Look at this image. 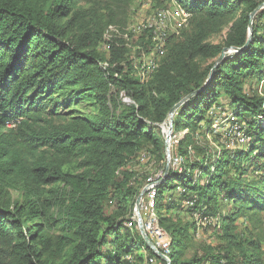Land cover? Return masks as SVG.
<instances>
[{
  "label": "trees",
  "instance_id": "16d2710c",
  "mask_svg": "<svg viewBox=\"0 0 264 264\" xmlns=\"http://www.w3.org/2000/svg\"><path fill=\"white\" fill-rule=\"evenodd\" d=\"M133 1L0 0V264H127L140 244L161 264H264L259 239L235 233L239 218L264 210V94L250 97L243 87L248 78L264 84L263 5L249 32V15L264 0H155L191 17L168 35L143 82L131 75L132 55L151 51L149 33L137 37L141 49L116 34L107 54L99 49L108 25L126 26L119 10ZM223 31L221 42L210 40ZM223 49L231 52L217 62ZM190 93L173 128L194 133L202 120L212 127L223 97L253 142L166 170L155 203L170 236L165 259L126 226L148 177L134 185L126 165L143 150L162 155L160 124ZM176 185L199 215L218 217L225 246L186 257L187 230L173 224L175 206L165 196ZM220 197L231 208L218 216L212 207Z\"/></svg>",
  "mask_w": 264,
  "mask_h": 264
},
{
  "label": "rangeland",
  "instance_id": "374dc122",
  "mask_svg": "<svg viewBox=\"0 0 264 264\" xmlns=\"http://www.w3.org/2000/svg\"><path fill=\"white\" fill-rule=\"evenodd\" d=\"M262 3L264 6V1ZM157 8L160 7L156 6L155 0H134L127 8H124L123 10L120 9L119 12L124 11L126 13L127 26L128 24L134 23L141 18L148 16ZM223 36L224 31L218 35L213 36L210 40L214 43L221 42ZM99 49L103 53L107 54V47L106 45H104V43L99 44ZM230 52L231 50H225V54ZM146 54L147 53L140 51L132 55L131 75L137 78L139 81L140 70L142 65H145L144 61L146 60ZM210 61L211 60L207 61V63H209ZM102 64L104 66L105 62H102ZM144 69H146V67ZM243 87L244 92L250 97L255 95L261 96L264 94V84L262 82H256L254 79L248 78L245 81ZM126 97L129 96L126 95ZM121 100L124 101L123 99ZM130 100L131 101H129V103L132 102L131 98ZM217 102L218 105L215 107H217V112L220 113L219 118L213 121L212 127L207 125L205 126L206 122L205 120H202L199 123V129H197L194 133H189V130L187 128H173V116L171 122L167 118L165 122L160 124L164 144L162 155L158 156L156 154H150L143 150L137 156L130 159V161L126 165V168L133 170V172L135 173V180L133 181V184L143 185L144 177L146 178L149 175H154L159 171L166 172V170L170 169L176 172H180L183 171V169L192 162L202 161L204 163L208 157L218 159L222 158L225 154L234 152L237 149H246L248 147V144H251L253 142L251 133L245 132L243 122H238L242 126V135L241 137H239V135L236 134L233 129H231V124L229 121L231 115L235 116L234 110L236 106H233L229 104V102H226L223 97H220ZM212 108L209 110V113L213 111ZM240 138H242L243 140H241ZM175 157H177L179 160L178 164H174ZM248 167L250 168V165ZM251 170L253 171L252 174L254 176H260V172L256 169V166H254ZM192 171L193 170L191 169V176L195 174L194 176H197L198 178L201 177L200 172L198 173V171L196 170L193 172ZM174 184H177V182H175ZM182 191V186L176 185L175 188L167 190L165 192V196L170 195L175 206L170 209L169 213V217L171 218L173 224L187 230V235H184L185 239L188 242L186 257L191 258L192 256H201L210 248H214L220 245L225 246V240L221 237V231L219 230L218 226V217L208 216L206 220L205 217L199 215L201 212L199 211V204L197 205L195 210H193L190 206L192 200L189 197H183ZM141 192V197L144 198V185L140 190V193ZM212 208H214L213 210L218 213V216H221L225 214L227 210H229V208H231V205H227L226 200H221L220 197L217 199V204H215ZM160 226L164 229L163 225ZM128 228L131 235L135 237L137 231L140 233L139 225L137 226L136 224H133L131 226H128ZM235 233L237 234V238L241 240L248 238H252L253 240L258 238L264 252V210L255 214H251L250 217L239 218L235 222ZM147 236L155 245V247L158 248L156 246V241L150 235ZM127 264L161 263L155 258L150 261L147 250L140 244L139 249H133L130 261H128ZM203 264H209V262L205 261Z\"/></svg>",
  "mask_w": 264,
  "mask_h": 264
},
{
  "label": "built area",
  "instance_id": "2783aa9c",
  "mask_svg": "<svg viewBox=\"0 0 264 264\" xmlns=\"http://www.w3.org/2000/svg\"><path fill=\"white\" fill-rule=\"evenodd\" d=\"M191 14L177 3H171L170 5L163 6L154 10L148 16L141 18L140 20L128 24L125 27H119L115 24H110L104 33V40L102 43L106 45L108 50V43L106 40L111 41L113 35L122 38L128 47H134L141 49L138 44L137 37L147 32L150 34V40L152 42V48L149 53L145 55V65H142L140 70V81L143 82L149 78L151 73L157 66V59L164 52L166 45V39L171 33H179L180 29L185 28L189 24ZM136 37V39H134ZM130 42V43H129ZM102 64V63H101ZM103 66V64H102ZM107 63L103 67H106ZM146 67V69H144ZM120 97H123L125 102L129 103L130 98L126 97L124 91L120 92ZM231 129L241 137L242 126L238 123L235 116L231 115L229 118ZM243 140L242 138H240ZM177 157L174 158V164H178ZM163 171H159L154 175H149L144 184V198H140L138 205L133 207V212L130 218L126 222V226L139 225L141 222L143 229L147 235H150L155 241L157 249L167 257L170 247V238L168 233L158 224L157 216L155 212V203L157 190V183L164 176ZM205 220V218H204ZM150 261L153 258H149Z\"/></svg>",
  "mask_w": 264,
  "mask_h": 264
},
{
  "label": "water",
  "instance_id": "95a60500",
  "mask_svg": "<svg viewBox=\"0 0 264 264\" xmlns=\"http://www.w3.org/2000/svg\"><path fill=\"white\" fill-rule=\"evenodd\" d=\"M262 5H263V3L260 4L259 6H257V8H256L253 12H251L250 15H249V32L251 31V24H252V18H253V15H254L255 11H256L257 9H259ZM247 43H248V41H247ZM232 49H233V50H236L237 48H232ZM224 55H225V49H223V50L221 51L219 57L217 58V61H219L221 58H223ZM212 71H213V69H211V72H212ZM192 94H193V93H190V94L185 95L181 100H179L177 103H175V104L170 108V110H169V117H168V119H169L170 122H171V119H172L173 113H174V111L176 110V108H177L182 102H184L186 99H188ZM141 194H142V192L137 196V198H136V202H135V206L138 205V202H139V200H140V198H141ZM139 231H140V233H141V235H142V238H143L144 241L148 244V246H149V247H150L155 253H157L158 255L162 256V257L165 258V259H167V257L163 256V254H162V253H161V252L155 247V245L152 243V241H151V240L149 239V237L146 235V233H145V231H144V229H143V226H142L141 222H139Z\"/></svg>",
  "mask_w": 264,
  "mask_h": 264
}]
</instances>
